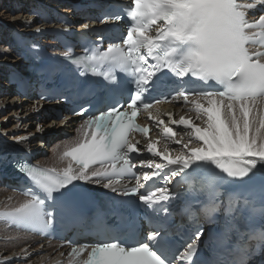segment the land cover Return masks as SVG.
Masks as SVG:
<instances>
[{
  "label": "snow or ice",
  "instance_id": "snow-or-ice-1",
  "mask_svg": "<svg viewBox=\"0 0 264 264\" xmlns=\"http://www.w3.org/2000/svg\"><path fill=\"white\" fill-rule=\"evenodd\" d=\"M110 8L119 11L106 10L104 15L116 21L128 18L126 35L120 37L125 47L115 44L103 53L102 58L112 60L135 76L131 98L95 114L85 107L72 110L73 115L87 114L88 117L81 125L83 138L64 153L73 158L76 168L70 165L61 173L54 169L21 166L20 160L11 161L21 172L26 171L45 196L42 199L28 189L25 195L31 193L30 198L8 215L18 225L42 224L50 228L56 220L57 208L69 219H74L76 207L68 201L57 203L53 193L69 190V185L75 187L74 182L99 184L107 180L103 187H112L113 177L126 171L129 164L124 150L139 151L127 139L128 131L134 127L133 118L140 105L145 110L151 107V100L144 99V95L153 79L158 77L157 73L167 69L181 81L188 78L202 81L207 88L216 85L223 88L195 91L180 88L176 91L172 99L194 104L197 119L206 117L203 119L206 126L202 128L184 117L173 121L190 127L188 143L183 144L180 155L171 158L167 150L157 153L154 144L149 142L148 152L162 155L167 163L147 160L148 167H154L156 171L145 174L144 178L149 180L158 176L167 183L170 177L183 178L196 173L209 177L217 188L231 185L241 206L228 209L232 215L225 218L224 231L217 238L220 251L211 257H203L197 246L204 235L203 228H188L189 234L185 235V226L174 229L170 223L173 212L166 204H159L153 209L157 218L144 239L127 244L121 241L120 233L125 228L128 234L138 231L135 220L128 219L115 226V235L73 249V253L79 256L88 252L83 264H255L257 255L264 257V108L261 107L264 104V0H129L127 4H113ZM88 27V24L84 25L85 29ZM150 31L155 34H145ZM149 59L155 62L150 63ZM112 80V84L118 83L115 77ZM139 131L147 133L149 130L142 128ZM171 131L165 128V133ZM25 139L18 138L19 142ZM193 140L197 146L190 148ZM140 159L145 162L143 157ZM5 162L7 157L0 155V165ZM90 165L99 167L89 171ZM93 178L96 179L93 181ZM112 190L116 191L115 188ZM135 192L136 189L131 190V194ZM156 192L158 196L149 192L141 194L139 199L149 207L157 201L175 199V194L166 186L157 188ZM123 195L128 196L129 192ZM210 195L213 200L219 199L215 190ZM46 200L56 207L49 208ZM161 211L163 215H160ZM245 212L246 217L240 215ZM237 215L251 221L258 217L260 224H251L249 234L259 228L262 235L256 244L234 250L229 243L232 233L239 231ZM99 223L106 228L102 220ZM174 236H180L183 243L165 260L151 245L159 241L165 249L172 248L169 240ZM211 239L212 234L209 235ZM206 244L207 241H202L201 247Z\"/></svg>",
  "mask_w": 264,
  "mask_h": 264
},
{
  "label": "bare ground",
  "instance_id": "bare-ground-1",
  "mask_svg": "<svg viewBox=\"0 0 264 264\" xmlns=\"http://www.w3.org/2000/svg\"><path fill=\"white\" fill-rule=\"evenodd\" d=\"M39 2L58 7L60 3H63V0H0V135L26 150L35 153L49 152V156L41 160L43 165L63 170L69 167L70 163L61 157V152L76 145L80 140L59 141L63 131H71L73 120L65 123L59 120H46L44 117L39 118L35 111L39 110L40 107L34 106L32 102L25 99L21 100L16 94L13 95V89L4 82L6 65L12 63L17 65L19 62L8 46L4 45L6 43V31L10 28L18 29L20 32H29L33 26V29L39 28L40 26H37V19L32 11L35 4ZM59 11L62 14H71V11L65 8ZM44 26L48 28V26ZM261 107L264 108V104ZM192 121L196 125L206 126L203 119H192ZM19 137H25L26 139L19 142ZM55 139H57V142L50 145L49 151L47 149L48 144L55 141ZM177 140H180L181 143L177 144L175 143L176 140H172L165 144L167 151H170L174 156L181 154L183 144L189 141L188 134L180 135ZM196 146L197 142L194 140L189 144L190 148ZM24 201L20 196L0 188V209L14 210ZM0 238V261L17 255L23 257L30 254L31 257L28 258L25 264H43L46 257H40L39 255H49L51 252L47 246H43V243L36 246L35 242L37 240L35 238L9 230L1 223Z\"/></svg>",
  "mask_w": 264,
  "mask_h": 264
}]
</instances>
